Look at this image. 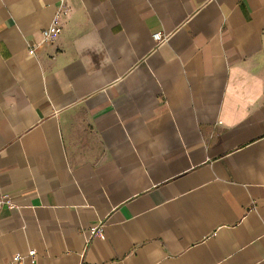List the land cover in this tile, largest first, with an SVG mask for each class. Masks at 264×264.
I'll use <instances>...</instances> for the list:
<instances>
[{
	"label": "crops",
	"instance_id": "crops-1",
	"mask_svg": "<svg viewBox=\"0 0 264 264\" xmlns=\"http://www.w3.org/2000/svg\"><path fill=\"white\" fill-rule=\"evenodd\" d=\"M59 2L0 0V264H264V0Z\"/></svg>",
	"mask_w": 264,
	"mask_h": 264
},
{
	"label": "built area",
	"instance_id": "built-area-1",
	"mask_svg": "<svg viewBox=\"0 0 264 264\" xmlns=\"http://www.w3.org/2000/svg\"><path fill=\"white\" fill-rule=\"evenodd\" d=\"M68 11H69V5L67 0H60L59 7L57 9L54 18L51 20L49 25L42 30L41 42L43 44L54 43L59 39L61 33L63 32L62 17L66 15ZM154 38L157 41H162L165 37L161 32H158L154 34ZM36 51H37L36 45L31 46L29 48L30 55H35ZM5 206L9 208H13L15 207V204L7 194L0 193V210ZM95 231L97 232L98 235L103 236V228L101 226L96 228ZM36 254L37 252L35 249H30L26 255L17 253L14 255L10 264H25L26 258H28V260L34 264L36 262Z\"/></svg>",
	"mask_w": 264,
	"mask_h": 264
}]
</instances>
